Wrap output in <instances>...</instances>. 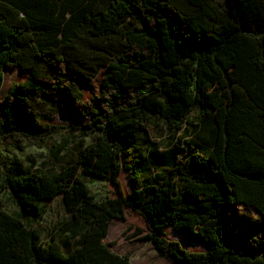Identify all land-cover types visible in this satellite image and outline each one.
<instances>
[{
    "label": "trees",
    "instance_id": "1",
    "mask_svg": "<svg viewBox=\"0 0 264 264\" xmlns=\"http://www.w3.org/2000/svg\"><path fill=\"white\" fill-rule=\"evenodd\" d=\"M9 65L29 74L0 98V142L46 146L62 110L87 121L38 166L5 171L20 212L0 204V264H131L104 241L125 207L172 264H264V223L227 245L225 214L242 206L264 219V0H0V87ZM101 72L85 99L80 81ZM202 124L209 139L180 135ZM159 125L164 149L147 131ZM70 141L74 158L61 160ZM87 179L118 195L97 199ZM59 195L71 219L44 238L38 203Z\"/></svg>",
    "mask_w": 264,
    "mask_h": 264
},
{
    "label": "rangeland",
    "instance_id": "2",
    "mask_svg": "<svg viewBox=\"0 0 264 264\" xmlns=\"http://www.w3.org/2000/svg\"><path fill=\"white\" fill-rule=\"evenodd\" d=\"M104 72H101L91 84H86L80 81L83 97L88 99L93 93H98L100 90V80ZM29 72L19 68L18 66L9 65L5 67L4 82L0 87V98H2L13 83L23 81ZM195 114V113H193ZM87 121L86 118H80L74 113L62 110L55 114L52 124L59 126L58 129L48 139L47 145L37 147L28 145L25 140L19 136H9L0 142V204L8 212L18 215L20 207L14 201L9 188L3 186V177L5 171L11 168L14 160L19 161L25 169H32L38 166L44 157L50 156L55 152L56 146L71 136L77 134L78 127ZM189 127V125H188ZM147 131L153 141L158 143L159 149H164L170 146L171 134L170 131L163 125L157 127H147ZM182 136L188 138L203 135L209 139L210 132L203 129V124L199 131H190V129L182 131ZM89 137H86V142H89ZM75 142L70 141L68 145L60 153L61 160H72L75 155ZM120 189L124 194L130 192L132 183L129 178L128 171L123 169L119 175ZM88 186L96 196L101 200L107 197H116L118 188L114 183L105 180L87 179ZM38 206L44 210V214L39 221V225L43 229L44 238H47L49 231L52 229L63 230L68 226L71 219L70 215L65 211L62 196L59 195L52 200L40 201ZM226 238L227 245L229 242L234 246V239L248 237L256 232L261 224L264 223L263 217L258 216L254 211L245 207L239 206L226 211ZM29 222L30 219H25ZM32 222V221H30ZM139 229L141 231H139ZM148 231L146 223L141 215L133 211L129 207H125V218L114 219L109 228V234L104 239L106 243H113L111 249L121 255H128L131 264H172L167 259L161 257L153 244L144 242L139 239L141 234ZM140 232V233H139ZM139 233V235H138ZM165 237L171 240H178L183 246L191 251H205L207 245L200 242L185 241L182 236L175 233L172 228L166 230Z\"/></svg>",
    "mask_w": 264,
    "mask_h": 264
}]
</instances>
